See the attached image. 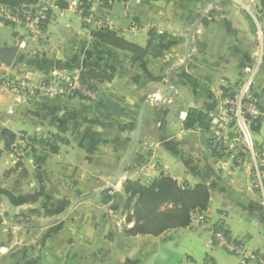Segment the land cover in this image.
<instances>
[{
    "label": "crops",
    "instance_id": "obj_1",
    "mask_svg": "<svg viewBox=\"0 0 264 264\" xmlns=\"http://www.w3.org/2000/svg\"><path fill=\"white\" fill-rule=\"evenodd\" d=\"M76 1L36 4L51 9L42 37L13 26L7 35L0 20V47L18 49L11 66L0 62V264H258L212 250L220 229L264 255V170L259 179L252 159L235 164L210 131L221 124L224 96L249 74L262 113L251 138L264 157L261 0H116L98 10L101 29L84 23ZM104 31L138 51L101 42L95 34ZM89 70L112 78L89 81L94 98L41 90L54 75L81 78ZM193 115L209 128L187 127ZM4 131L16 141L45 139L22 160ZM52 135L60 138L44 149ZM160 176L207 187L209 203L199 212L211 239L201 242L194 218L159 236L134 232L135 200L127 206L124 185ZM111 188L117 198L103 200L100 192ZM90 189L98 200H76Z\"/></svg>",
    "mask_w": 264,
    "mask_h": 264
},
{
    "label": "built area",
    "instance_id": "obj_2",
    "mask_svg": "<svg viewBox=\"0 0 264 264\" xmlns=\"http://www.w3.org/2000/svg\"><path fill=\"white\" fill-rule=\"evenodd\" d=\"M116 0H78L73 3L75 11L83 15L84 23L90 26L104 28L100 9H107L113 5ZM95 4L94 10L90 6ZM93 6V5H92ZM51 17V9L47 4L23 6L16 9L3 7L0 9V20L5 24L26 28L35 37L44 35V28ZM15 90H21L23 83L15 84ZM41 90L46 94L60 93L64 97H82L94 98V91L86 85L80 77L54 75L47 82L43 83ZM262 116L259 102L254 93L253 78L247 74L244 78L238 80L235 88L227 93L222 99V121L217 127H214L212 133L213 143L221 145L222 152L230 156L238 166L246 164L253 160L255 166V175L260 179V173L264 170V157L254 144L251 133L252 126L256 124ZM200 132L207 133V130L200 129ZM32 141L21 137V141L13 140L10 144L17 156L32 154L33 150L39 146V141ZM260 184L256 183V187ZM191 218L197 219L200 223L205 221L204 215L199 212H193ZM212 238L215 244L225 248L231 254L240 256L244 261H256L258 264H264V255L249 252L245 246L233 240L229 235L220 229L212 231Z\"/></svg>",
    "mask_w": 264,
    "mask_h": 264
},
{
    "label": "trees",
    "instance_id": "obj_3",
    "mask_svg": "<svg viewBox=\"0 0 264 264\" xmlns=\"http://www.w3.org/2000/svg\"><path fill=\"white\" fill-rule=\"evenodd\" d=\"M40 0H0V4L9 9H16L23 6L36 5ZM264 5V0H261ZM65 7L66 5H61ZM101 42L110 44L122 50H129L133 47L134 51L138 48L130 45L115 32L104 31L95 34ZM82 81L93 88L89 83L91 80L103 81L112 79L105 72L95 70L85 71L81 74ZM259 122V121H258ZM258 122L256 124H258ZM196 123L209 128L210 123L202 116H190L186 122L187 127H192ZM5 140L13 141V136L8 132H3ZM43 146H53L52 140L59 139L58 135H52ZM9 146V144H8ZM53 151L56 148L52 149ZM125 191L130 195L128 207L135 200L134 217L136 234L159 236L169 230L185 228L191 223V214L196 211H203L207 208L210 193L206 186L198 185L191 188L188 185H179L177 181L169 176H160L151 183L143 185L139 182H126ZM110 201V200H109Z\"/></svg>",
    "mask_w": 264,
    "mask_h": 264
},
{
    "label": "rangeland",
    "instance_id": "obj_4",
    "mask_svg": "<svg viewBox=\"0 0 264 264\" xmlns=\"http://www.w3.org/2000/svg\"><path fill=\"white\" fill-rule=\"evenodd\" d=\"M3 25V27H4V30H5V32H7V35H11V33H12V27L11 26H9V25H5V24H2ZM4 35V34H3ZM2 35V36H3ZM5 35H6V33H5ZM21 139V138H20ZM47 147V146H46ZM46 147L45 146H43V148L44 149H46ZM47 149H48V147H47ZM9 150L12 152V153H15L14 151H13V149H12V147H11V144L9 143ZM49 150V149H48ZM16 154V153H15ZM32 155V154H31ZM17 156V155H16ZM28 155L26 154V155H24V156H17V158L18 159H26V157H27ZM38 164H40V163H38ZM113 178H116L115 176H112V177H109V179H107V185H109L110 183H111V181H112V179ZM112 186V185H111ZM112 189V191H101L100 193H102V199L103 200H110V201H108V202H112L113 200H115L116 198H117V195L118 194H116V192H115V189L116 190H118V188L116 187L115 189L114 188H111ZM93 193H95V191H93L92 189H90L89 191H87V192H83V193H81V194H79V195H77L76 197H78L76 200H78V199H81V198H96L97 196H94L93 197ZM97 200L99 199V198H96ZM23 223H25V221L23 222ZM26 223H28V222H26ZM204 223H206V222H202V223H200L199 221L198 222H193V227L194 228H196L197 229V234H203L202 235V237H200V240H201V242L202 241H207V240H209V239H211L210 237H209V233H208V231L207 230H205L204 228H203V226L204 225H206V224H208V222L206 223V224H204ZM204 224V225H203ZM32 225H34V226H36V223H32ZM125 227V226H124ZM200 232V233H199ZM234 238V237H233ZM18 242H21V241H18ZM17 240L14 242V243H12V246H14V247H17ZM213 247H212V250H214L215 251V255L216 256H218L219 255V253H220V250H222L227 256H230V257H235V260L236 261H238V258H237V256H235L234 254H231L230 252H228L225 248H223V247H221V246H218L217 244L216 245H212ZM245 248L247 249V250H249L250 249V246L248 245V243H247V245H245ZM210 251H208L206 248H204V247H202V254H203V256H205V253H209ZM212 254V253H211ZM201 262V261H200ZM186 263V262H185ZM202 264V263H201Z\"/></svg>",
    "mask_w": 264,
    "mask_h": 264
},
{
    "label": "water",
    "instance_id": "obj_5",
    "mask_svg": "<svg viewBox=\"0 0 264 264\" xmlns=\"http://www.w3.org/2000/svg\"><path fill=\"white\" fill-rule=\"evenodd\" d=\"M17 53H18V49L16 47H0V62L4 63L7 66H11L12 63L14 62L16 56H17ZM169 92H171V87L170 86H169ZM171 93H168V95H166L165 99ZM143 113H144V107L141 110V114H140V118H139V124H138V130H137V134H136V141H135V145H134V147L132 149L131 155L134 154V152L136 150V147H137V145L139 143V140H140V130H141V126H142L141 120H142ZM202 141L203 142L205 141V137L202 138ZM128 161H129V158L127 159L126 162H128ZM120 174H121V171L117 175V177H116V179L114 181V184H116L118 182Z\"/></svg>",
    "mask_w": 264,
    "mask_h": 264
}]
</instances>
